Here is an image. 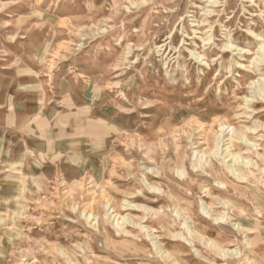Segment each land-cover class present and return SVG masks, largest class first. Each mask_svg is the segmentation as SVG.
<instances>
[{
	"label": "rangeland",
	"instance_id": "1",
	"mask_svg": "<svg viewBox=\"0 0 264 264\" xmlns=\"http://www.w3.org/2000/svg\"><path fill=\"white\" fill-rule=\"evenodd\" d=\"M262 44L264 0H0V264H264V158L227 140L264 157ZM220 133L238 192L194 153Z\"/></svg>",
	"mask_w": 264,
	"mask_h": 264
},
{
	"label": "bare ground",
	"instance_id": "2",
	"mask_svg": "<svg viewBox=\"0 0 264 264\" xmlns=\"http://www.w3.org/2000/svg\"><path fill=\"white\" fill-rule=\"evenodd\" d=\"M208 1L209 2H214V0H208ZM228 45L230 47L232 46V44H228ZM262 47H264L263 44L260 45L259 48H262ZM233 129L234 128H232L231 133L228 135V138H227L228 144L231 145L234 140H237L239 142V145H247V146H249L250 148H252L255 151H257V156L259 158H264L263 155L259 153V150L262 151V149L260 148L261 147L260 144L256 143L254 140L249 139L246 135L242 134L239 130H236V129L233 130ZM247 129L250 130V131H256V127H253V128L252 127H247ZM219 136L220 137L217 140H215V146L210 150V152H208V155H207L206 151H198V152L196 151L194 153L196 155H198V157H199L198 160H200V162L202 161L203 163L204 162L206 163L203 166H207L208 169H209V172H206L205 169L203 168L205 174L206 175H208V174L209 175H213V176L216 177V185L218 187H222V188L227 189V190L228 189H233V191L238 192V189H239V184L238 183L244 182L243 180L246 178V177H244L242 169L247 167L246 165H249L248 168L251 167L253 170H255V167H257L258 164H257L256 161H252V160H250L248 158H245L244 156L239 155L237 153L230 152L227 147L222 148L224 143H225V140H223V136L224 135H221V133H220ZM208 156H209L210 159L208 158ZM178 157H180V156H178ZM183 157L184 156H181L180 160L183 159ZM212 157H214L216 159H219V160L220 159L222 160L223 164H220V165L222 166L221 167V169H222L221 174L224 176L223 178L222 177H218V172L216 173V170H215L216 167L214 165V161L211 159ZM149 170L150 171L153 170L157 175L159 174V171H160V169L158 167H156V166L150 167ZM247 172H248V174L250 176H254L255 180H257V178H256L255 174L253 173V171L248 169ZM142 181L146 184V186L151 188V186L147 183V178H146L145 174H143V176H142ZM249 186H253V185L249 184ZM249 190H250V194L252 196H255L254 198L257 197L256 199H258V195H257V192H256L257 190L254 187H249ZM221 202H222V205L224 207H227L228 210H230V207H233V206L234 207L232 209L236 210V205L234 204L232 206V203L230 201H226L225 202V201L221 200ZM125 204L129 205L128 202H126ZM105 207H106L107 210H109V208H110L109 204H107V203L105 204ZM177 207L178 208H175L173 210H176L177 214L179 216H182V219H184V222H186L187 221L186 214H183L184 211H182V208L180 206H177ZM71 208L74 210V209H76V206L72 205ZM237 210H239L241 213L246 211L245 209H237ZM113 211L114 210L112 208L111 212H113ZM208 211H210L209 208H208ZM239 211H237L236 214L235 213L234 214H231V213L229 214L228 213L229 214L228 218L234 222V225H236V228L240 229V228L243 227L245 218L242 215H240ZM81 214H82V212H81ZM108 217L111 219V222H112L113 226H115V227H120V226L123 225V223L126 222V218L125 217H120L116 213L114 215H110L109 214ZM86 218H87L89 223L92 222L93 226H96V225L99 224L98 223V219L95 216H93L91 213H89ZM190 233H192V231H190ZM151 238L154 239L155 237L153 236ZM218 250H219V252H221L223 254L228 253V250H225V249L221 248V246H218ZM62 255L64 257H66V259L68 258V256H66L65 251H62ZM66 262L68 264H72V262H70V260H68V259L66 260Z\"/></svg>",
	"mask_w": 264,
	"mask_h": 264
},
{
	"label": "crops",
	"instance_id": "3",
	"mask_svg": "<svg viewBox=\"0 0 264 264\" xmlns=\"http://www.w3.org/2000/svg\"><path fill=\"white\" fill-rule=\"evenodd\" d=\"M63 143H66V147L68 146L67 142L66 141H63Z\"/></svg>",
	"mask_w": 264,
	"mask_h": 264
}]
</instances>
